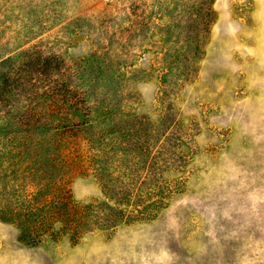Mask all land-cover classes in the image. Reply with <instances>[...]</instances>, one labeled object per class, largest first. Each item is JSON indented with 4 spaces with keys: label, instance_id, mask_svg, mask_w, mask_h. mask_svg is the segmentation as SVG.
I'll return each mask as SVG.
<instances>
[{
    "label": "rangeland",
    "instance_id": "rangeland-1",
    "mask_svg": "<svg viewBox=\"0 0 264 264\" xmlns=\"http://www.w3.org/2000/svg\"><path fill=\"white\" fill-rule=\"evenodd\" d=\"M17 157L131 219L37 243L0 220V264H264V0H0L1 189Z\"/></svg>",
    "mask_w": 264,
    "mask_h": 264
},
{
    "label": "trees",
    "instance_id": "trees-1",
    "mask_svg": "<svg viewBox=\"0 0 264 264\" xmlns=\"http://www.w3.org/2000/svg\"><path fill=\"white\" fill-rule=\"evenodd\" d=\"M85 104L84 98L79 102ZM72 114H78L84 122L73 124L78 128L85 124L89 118L90 110L80 109L75 103L69 104ZM49 110V109H48ZM87 112V113H86ZM46 114V111H41ZM26 114L25 118H27ZM21 116V121L23 122ZM43 165L40 160L17 157L8 164L24 166L19 172L13 170L7 174L8 181L0 188V220L16 224L25 239L32 242H56L58 238L71 234L74 242L78 241L81 234L91 227V224L103 225L106 228L114 227L122 219H131L114 204L103 202L101 204L79 205L73 202L68 189L70 178H67L66 168L70 162L49 158ZM76 170H82L83 164L74 165ZM10 184V185H9ZM162 203H153L143 211L136 210L141 217L150 218L152 213ZM147 211H150L146 214ZM154 216V213H153Z\"/></svg>",
    "mask_w": 264,
    "mask_h": 264
}]
</instances>
